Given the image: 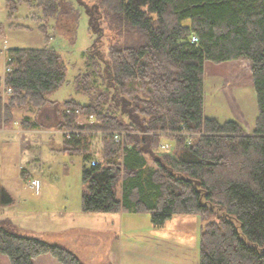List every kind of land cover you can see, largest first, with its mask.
<instances>
[{
	"label": "trees",
	"instance_id": "1",
	"mask_svg": "<svg viewBox=\"0 0 264 264\" xmlns=\"http://www.w3.org/2000/svg\"><path fill=\"white\" fill-rule=\"evenodd\" d=\"M10 2L35 8L74 37L80 12L71 2ZM84 10L89 28L99 23L114 37L106 51L92 45L87 73L77 78L89 102L48 99L67 78L57 50H9L0 130L18 123L61 135L51 148L82 157L83 213H147L154 227L195 216L199 264H264V0H94ZM39 30L46 39L45 25ZM239 60L251 65L258 111L251 134L205 115V63ZM164 140L172 154L157 151ZM13 204L0 185V210ZM46 255L83 264L67 248L0 220V256L10 264Z\"/></svg>",
	"mask_w": 264,
	"mask_h": 264
},
{
	"label": "rangeland",
	"instance_id": "2",
	"mask_svg": "<svg viewBox=\"0 0 264 264\" xmlns=\"http://www.w3.org/2000/svg\"><path fill=\"white\" fill-rule=\"evenodd\" d=\"M10 1L16 0H0V76L7 67L9 50L53 48L61 54L67 65V78L59 90L47 95L48 99L61 103L69 100L82 104L89 102L88 97L77 91L76 85L77 78L87 73V53L95 42L102 51H106L114 42L112 34L98 22L89 28V12L84 9L90 10L94 0H65L80 12L74 37L68 33L69 29H59L55 19L45 23L35 8L19 3L13 5ZM92 17L95 18V15ZM61 24L66 22L61 20ZM41 25L47 29L46 39L39 30ZM204 68L205 115L219 123L234 121L246 134H251L258 111L250 63L246 60L222 64L207 62ZM10 129H17V134L0 133V142L4 138L19 136L23 144L16 141L10 150H4L0 143V185L14 198L12 206L0 210V220L22 236L67 248L83 264H110L108 257L113 254L109 255L106 232H92L91 224L86 222L83 214L89 217L90 222L99 221L101 225L109 224L112 227L115 213L82 212V196L86 191L82 180V157L54 151L50 144L54 140L61 141L59 134L23 130L18 123H14ZM94 145L100 148L101 140L96 139ZM161 145H168L169 148L166 152L161 148L157 150L160 155L174 152L171 141L164 140ZM21 149L24 157L20 156ZM35 179L40 182L38 193L39 188L34 190L28 184ZM144 214L150 219L149 214ZM181 217H185L187 222L196 218L180 216V220H184ZM79 218L84 219L88 227L78 226L81 222ZM166 224L165 230L170 229V223ZM139 232L147 233L148 228ZM0 264L10 262L7 257L0 256ZM33 264L59 263L46 255L36 259Z\"/></svg>",
	"mask_w": 264,
	"mask_h": 264
},
{
	"label": "crops",
	"instance_id": "3",
	"mask_svg": "<svg viewBox=\"0 0 264 264\" xmlns=\"http://www.w3.org/2000/svg\"><path fill=\"white\" fill-rule=\"evenodd\" d=\"M3 75L4 73L1 74L0 78ZM0 133L17 134V129H4ZM16 141L23 144V140L19 136L13 139L4 138L0 143L4 150H10ZM22 149L20 156L23 155L24 157ZM38 188L37 193L40 191V182ZM83 215L86 216H84L86 222L91 224L92 232L99 234L101 231L106 232L105 235L110 246L109 255L113 254V256L108 257L110 264H199L200 223L197 217L187 222L185 217H181L184 220H180V216H174L166 222L170 223L168 224L170 229L165 230L166 223L162 227H154L145 214H138L139 216H137L135 214L115 213L112 227L109 224L101 225L98 223L99 221L91 220L90 222L89 217L86 214ZM79 219L81 222L78 226L88 227L84 219ZM145 227L148 228L147 233L139 232ZM125 232L128 235H124ZM78 240L81 239L78 238Z\"/></svg>",
	"mask_w": 264,
	"mask_h": 264
},
{
	"label": "built area",
	"instance_id": "4",
	"mask_svg": "<svg viewBox=\"0 0 264 264\" xmlns=\"http://www.w3.org/2000/svg\"><path fill=\"white\" fill-rule=\"evenodd\" d=\"M192 41H193V42H197V39H196V38H193ZM9 72H11V68H10V67H6V68H5V73L7 74V73H9ZM4 92H5V93L7 92V94H9V91H8V90H7V91L4 90ZM113 139H114L115 142H119V136H118L117 134H115V135L113 136ZM168 148H169L168 145H162V146H161V149H162V150H167ZM92 165H95V162H92ZM29 186H30L32 189L36 190V189L38 188L39 184H38V182H37L36 180H33V181H31V182L29 183Z\"/></svg>",
	"mask_w": 264,
	"mask_h": 264
},
{
	"label": "bare ground",
	"instance_id": "5",
	"mask_svg": "<svg viewBox=\"0 0 264 264\" xmlns=\"http://www.w3.org/2000/svg\"><path fill=\"white\" fill-rule=\"evenodd\" d=\"M122 135L121 134H119V137H121Z\"/></svg>",
	"mask_w": 264,
	"mask_h": 264
}]
</instances>
